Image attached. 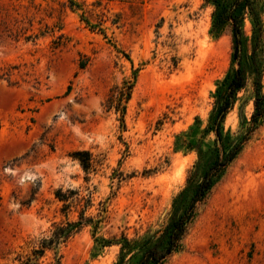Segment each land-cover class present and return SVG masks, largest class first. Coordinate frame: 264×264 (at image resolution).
I'll return each instance as SVG.
<instances>
[{
  "label": "rangeland",
  "instance_id": "1",
  "mask_svg": "<svg viewBox=\"0 0 264 264\" xmlns=\"http://www.w3.org/2000/svg\"><path fill=\"white\" fill-rule=\"evenodd\" d=\"M234 2L0 0V264H136L165 244L264 94V0H241L246 84L217 144L213 118L238 67ZM126 81L121 119L104 104ZM75 152L89 154L86 172ZM164 264H264V119Z\"/></svg>",
  "mask_w": 264,
  "mask_h": 264
},
{
  "label": "trees",
  "instance_id": "2",
  "mask_svg": "<svg viewBox=\"0 0 264 264\" xmlns=\"http://www.w3.org/2000/svg\"><path fill=\"white\" fill-rule=\"evenodd\" d=\"M241 0H235L232 9L229 12V19L232 24V36L234 39V53L233 57L237 61L238 67L234 71L233 75L226 83L224 90L220 96L215 115L213 118V129L215 133L216 143L221 145V124L228 113L233 107L236 94L245 86V73L241 67V27L236 15V11L241 5ZM70 5H73L72 3ZM133 89V83L126 81L121 87H113L109 90V94L105 100L104 107L107 111L114 110L119 113L121 119H123L126 104L130 100ZM257 88L255 90L253 113L250 118V127L241 140L232 144V146L224 151V148L220 147L212 162L204 171L199 183L196 185L192 199L184 210V212L171 224L168 230L166 242L163 245H152L146 247L136 264H164V262L172 256V254L178 248L179 242L187 231V224L193 218L195 208L202 202L206 194L211 189L215 181L220 177L222 172L228 166V164L235 158L238 152L241 150L243 142L249 139V136L258 128L260 122L264 119V94ZM73 159L77 160L81 168L86 172L91 167L90 156L87 152H75ZM85 157V158H84ZM58 199L63 200L62 196H56ZM64 230L57 229L53 234V237L49 240L41 241V248L34 252L35 255L41 256L45 249L53 244L57 243L63 238ZM57 264H60L57 262Z\"/></svg>",
  "mask_w": 264,
  "mask_h": 264
}]
</instances>
